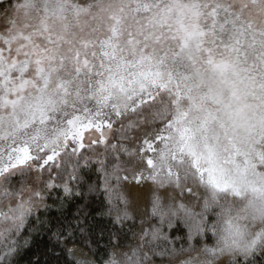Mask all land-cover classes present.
<instances>
[{
    "label": "clouds",
    "instance_id": "1",
    "mask_svg": "<svg viewBox=\"0 0 264 264\" xmlns=\"http://www.w3.org/2000/svg\"><path fill=\"white\" fill-rule=\"evenodd\" d=\"M210 3L242 13L253 29L264 32V0H158L149 18L150 27L144 29L152 33L146 49L144 41L140 45L129 43V32L135 36L144 24L143 20L135 22L132 0H0V169L15 163L22 155L20 150L27 148L33 159L11 171L26 174L36 162L41 166L47 155L57 152L55 163L47 168L60 169L70 176L78 163L105 157L108 149L97 145L101 134L96 126L108 122L113 127L102 128L104 136L113 143L123 139L134 151L146 132L152 136L176 112L175 106L166 105L155 124L149 122L146 127L140 117L134 128L128 127L127 114L124 119L115 116L116 108L122 110L128 102L126 97L135 95L141 85L151 87L150 80L135 75L139 70L137 59L166 54L168 69L182 75L198 67L211 84L201 59L200 38L189 40L186 36V32L207 28ZM114 27L119 36L112 39L114 48L107 49L110 55L105 58L101 56L105 51L101 42L112 37ZM228 34L230 30L224 35ZM184 40L187 46L182 48ZM85 58L91 70L84 68ZM137 80L139 83L127 85V81ZM121 82L126 85L125 92L120 91ZM42 118L44 123H40ZM81 139L83 151L79 150ZM168 163L200 192L198 206L187 209L190 214L180 207L168 208V219L173 226L181 223L189 240L211 238L203 249L210 250L205 253L204 264H219L222 259L223 264H237L238 257L242 258L240 264H248L253 253L264 250V181H257L260 192L241 184L240 196L231 191L213 195L207 175L205 183L193 178L190 157L178 156ZM256 171L264 177V164L257 161ZM4 175L0 174V208L19 199L22 215L28 210L23 197L31 193L25 190L17 196L7 192ZM128 207L135 213L130 203ZM19 218L0 216V234L8 226H15ZM162 226L167 227V223ZM104 264L141 262L135 255L128 259L109 255Z\"/></svg>",
    "mask_w": 264,
    "mask_h": 264
},
{
    "label": "snow or ice",
    "instance_id": "2",
    "mask_svg": "<svg viewBox=\"0 0 264 264\" xmlns=\"http://www.w3.org/2000/svg\"><path fill=\"white\" fill-rule=\"evenodd\" d=\"M157 5L158 0H132L135 22L143 20L144 24L135 36L129 32V43L140 45L144 41V49L147 48L146 42L152 33L144 29L150 27L149 18ZM208 17L206 29L186 32V36L189 40L200 38L199 47L204 53L201 59L207 66L211 84L198 67L195 72L180 75L167 68L166 54L159 58L143 55L136 61L139 70L135 75L142 80H150L151 87L141 85L135 95L126 97L128 102L122 110L116 108L115 116L124 119L127 114L128 127L134 128L140 117L144 118L146 127L149 122L155 124L160 109L166 105L176 107L175 115L170 116L162 127H157L152 136L146 132L134 151L123 139L113 143L104 136L102 128H112L111 122L96 126L101 134L97 145L108 149L105 157L95 159V162L104 173L103 188L109 199L115 201L114 206L121 203L128 206L130 203L138 217L146 216L150 206L152 215L159 218L161 225L167 223L169 229L173 228L168 219L170 209H166L159 199V196L166 199L167 191L160 189H164L166 184L179 186L184 181L178 171H173L169 159L176 161L178 156L190 157L193 178L205 183L207 175L206 183L213 190V195L231 191L233 195L240 196L241 184H246L253 192H260L262 188L257 186V181H264L256 171L257 161L264 164V32L253 29L243 19L242 13L220 9L211 3L208 5ZM119 23V18H116V24ZM229 30L230 34L225 36ZM118 36L119 32L114 27L112 37L101 42L105 49L101 56L109 57L107 49L114 48L112 39ZM206 44H211V47ZM186 46L187 40L182 41V48ZM192 63L195 65V61ZM83 65L90 69L87 58ZM132 83L139 81H127V85ZM119 87L121 92L126 91L125 83L121 82ZM40 123H44L43 118ZM79 150H84L82 139ZM20 152L22 155L17 161L0 169V174L22 167L33 159L27 148ZM58 155L57 152L47 155L41 167L55 163ZM108 158L111 159L110 165ZM87 163L89 161L84 162ZM121 172L123 176H120ZM180 208L190 214L183 205ZM146 237L159 245L170 243L168 234L161 227L147 231ZM261 243L264 245V240ZM208 251L204 250L201 256ZM185 264H204V259L193 254Z\"/></svg>",
    "mask_w": 264,
    "mask_h": 264
},
{
    "label": "trees",
    "instance_id": "3",
    "mask_svg": "<svg viewBox=\"0 0 264 264\" xmlns=\"http://www.w3.org/2000/svg\"><path fill=\"white\" fill-rule=\"evenodd\" d=\"M71 171L70 177L60 169L49 170L36 162L26 174L5 173L7 192L19 196L27 190L31 195L23 197L28 210L22 215L19 199L0 208V216L20 217L15 226H8L0 234V264H104L109 255L113 259L135 255L141 264H185L193 254L204 259L201 253L210 237L189 240L181 223L171 229L162 226L150 206L144 217L122 203L114 206L115 201L103 188L104 173L95 159L78 163ZM164 190L167 198L161 203L166 209L183 205L194 210L201 199L200 192L187 180L179 186L166 184L160 189ZM156 227L168 234L170 243L159 245L147 239L146 232ZM241 259L237 258V264ZM248 264H264V250L253 253Z\"/></svg>",
    "mask_w": 264,
    "mask_h": 264
}]
</instances>
